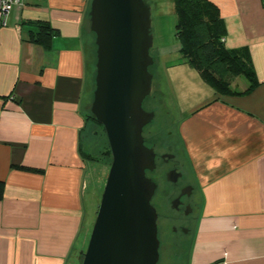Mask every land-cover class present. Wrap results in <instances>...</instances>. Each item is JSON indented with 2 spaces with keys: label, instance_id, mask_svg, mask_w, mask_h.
I'll use <instances>...</instances> for the list:
<instances>
[{
  "label": "crops",
  "instance_id": "obj_1",
  "mask_svg": "<svg viewBox=\"0 0 264 264\" xmlns=\"http://www.w3.org/2000/svg\"><path fill=\"white\" fill-rule=\"evenodd\" d=\"M90 1L25 0L0 27V264H80L95 223L82 151ZM209 1L225 45L255 72L247 93H218L180 53L174 1L149 0L154 39L171 16L159 89L175 97L177 139L202 198L187 264H264V0ZM38 21L54 29L49 48L33 39ZM249 85L246 75L232 81Z\"/></svg>",
  "mask_w": 264,
  "mask_h": 264
},
{
  "label": "water",
  "instance_id": "obj_2",
  "mask_svg": "<svg viewBox=\"0 0 264 264\" xmlns=\"http://www.w3.org/2000/svg\"><path fill=\"white\" fill-rule=\"evenodd\" d=\"M88 16L96 45L90 109L105 128L113 161L82 264H159L152 204L158 185L149 176L157 154L144 136L155 118L144 107L155 75L152 9L146 0H91Z\"/></svg>",
  "mask_w": 264,
  "mask_h": 264
},
{
  "label": "trees",
  "instance_id": "obj_3",
  "mask_svg": "<svg viewBox=\"0 0 264 264\" xmlns=\"http://www.w3.org/2000/svg\"><path fill=\"white\" fill-rule=\"evenodd\" d=\"M173 1L177 15L176 35L180 42V53L183 59L196 69L206 81L214 86L218 93L242 94L249 92L257 82L254 75L255 72L251 68L244 51L229 49L225 45V41L223 40L225 26L218 6L209 0ZM147 3L149 4L148 1ZM36 26L38 27V31L34 32L33 39L49 48L54 29L46 21H38ZM156 63L157 60L155 58ZM241 75L248 77L250 85L245 90L239 91L232 87V81ZM161 96L164 99L162 92ZM90 115L93 120L98 122L92 115L91 109ZM98 123L101 124L100 122ZM22 167L36 169L27 166ZM2 196L3 183L0 181V198ZM81 256L82 254H78L79 258Z\"/></svg>",
  "mask_w": 264,
  "mask_h": 264
},
{
  "label": "rangeland",
  "instance_id": "obj_4",
  "mask_svg": "<svg viewBox=\"0 0 264 264\" xmlns=\"http://www.w3.org/2000/svg\"><path fill=\"white\" fill-rule=\"evenodd\" d=\"M149 2V0H147ZM169 2V0H164ZM150 5V4H149ZM151 6V5H150ZM171 16L166 15L162 18L161 23L163 29L158 31V36L154 39V46L151 50L152 55L158 59L161 57L160 52L162 51V45H171L173 44L175 32L172 28ZM152 32L154 35L155 28L152 27ZM94 33L89 29V20L87 22L86 30H85V48L87 55V87L85 91L84 98V109L87 117V134H85L83 140V154L85 156L87 162V190H86V204L91 217L96 218V209L97 205H99L102 193L106 184V179L113 161L112 152L110 149L109 141L107 138L106 131L103 125L99 124L95 120L91 118L90 115V107L92 100V90L94 86V74L96 70V66L94 65L96 56L94 50L96 49V45L93 43L95 41ZM175 42V41H174ZM157 53V54H156ZM160 67V68H159ZM162 69V63L158 62L152 68V72L155 73V77L153 80V90L152 94L156 95L158 99V110L156 119L151 128H158L161 120V115L164 114V118H166V124L163 125L160 129H162V135L166 139L168 144L175 145L178 149H181L179 141L177 139L176 133V118L179 117V113L177 112L176 100L173 94H170L168 99L165 100L163 97L158 95L159 84L161 83L157 71ZM244 80V79H243ZM161 92V91H159ZM160 94V93H159ZM165 111V112H164ZM175 116V117H174ZM157 126V127H156ZM161 136V135H160ZM165 185H167L165 183ZM91 228L88 232V238L91 235ZM195 229L191 230V233L188 237L185 238V245L180 244L176 240H172L174 242V247L170 251L168 245H163L161 252L162 258L160 264H187L188 261V253L191 246V241L194 235ZM176 241V242H175ZM190 242V243H189ZM88 245L87 240H85L82 244H80L82 249H86ZM169 254L171 257H167ZM78 257V256H77ZM78 260L80 264L83 261V254Z\"/></svg>",
  "mask_w": 264,
  "mask_h": 264
},
{
  "label": "flooded vegetation",
  "instance_id": "obj_5",
  "mask_svg": "<svg viewBox=\"0 0 264 264\" xmlns=\"http://www.w3.org/2000/svg\"><path fill=\"white\" fill-rule=\"evenodd\" d=\"M157 91L160 96V90ZM158 99L156 95L151 93L144 103L147 111L155 113L153 122L145 128L144 136L147 145L152 147L157 154V167L153 172L149 173V176L158 185L152 204L158 212L161 262V249L164 244L170 247V251L174 247V240L185 245V238L188 237L191 230L195 229L198 223L202 198L200 191L195 186L182 150L175 145L168 144L162 135V129L160 128L167 122L164 114L161 115L159 127L157 129L151 128L157 115ZM175 176H177L176 181H173L171 178H175ZM88 241L89 238H87ZM167 257L170 259L171 256L167 254Z\"/></svg>",
  "mask_w": 264,
  "mask_h": 264
},
{
  "label": "built area",
  "instance_id": "obj_6",
  "mask_svg": "<svg viewBox=\"0 0 264 264\" xmlns=\"http://www.w3.org/2000/svg\"><path fill=\"white\" fill-rule=\"evenodd\" d=\"M25 6V0H0V27L8 25V17L16 7ZM225 41V38H223Z\"/></svg>",
  "mask_w": 264,
  "mask_h": 264
}]
</instances>
